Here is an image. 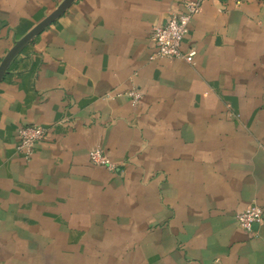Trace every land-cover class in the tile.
Here are the masks:
<instances>
[{"label":"crops","instance_id":"obj_1","mask_svg":"<svg viewBox=\"0 0 264 264\" xmlns=\"http://www.w3.org/2000/svg\"><path fill=\"white\" fill-rule=\"evenodd\" d=\"M62 1L0 0V64ZM185 1L75 0L11 61L0 264H264V0H205L181 45L193 62L151 59ZM27 125L47 131L29 159Z\"/></svg>","mask_w":264,"mask_h":264},{"label":"built area","instance_id":"obj_2","mask_svg":"<svg viewBox=\"0 0 264 264\" xmlns=\"http://www.w3.org/2000/svg\"><path fill=\"white\" fill-rule=\"evenodd\" d=\"M205 0H188L183 3L184 12L170 13L165 23L156 26L152 30V40L156 47V52L151 59L155 57L183 59L191 64L196 55L195 49H189L183 53L181 45L184 37L187 35L189 25L193 17L199 13L201 5ZM129 96L136 102L139 94L136 91L129 92ZM47 134L45 128L40 125H27L18 130V143L16 145L17 152L29 159L33 153L36 144L41 142ZM89 160L94 165L106 166L108 169H113L107 156L101 149L95 148L89 152ZM263 216V210L252 205L239 212L236 215V220L239 228L243 230H251L254 224L260 223Z\"/></svg>","mask_w":264,"mask_h":264},{"label":"water","instance_id":"obj_3","mask_svg":"<svg viewBox=\"0 0 264 264\" xmlns=\"http://www.w3.org/2000/svg\"><path fill=\"white\" fill-rule=\"evenodd\" d=\"M74 1L75 0H63L51 14H49L44 20L38 23L32 30L15 43L0 64V82L14 57L17 56L29 43H31L32 40L46 27L61 17Z\"/></svg>","mask_w":264,"mask_h":264}]
</instances>
